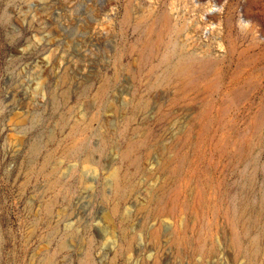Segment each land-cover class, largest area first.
Returning <instances> with one entry per match:
<instances>
[{"label":"rangeland","instance_id":"rangeland-1","mask_svg":"<svg viewBox=\"0 0 264 264\" xmlns=\"http://www.w3.org/2000/svg\"><path fill=\"white\" fill-rule=\"evenodd\" d=\"M0 264H264V0H0Z\"/></svg>","mask_w":264,"mask_h":264}]
</instances>
